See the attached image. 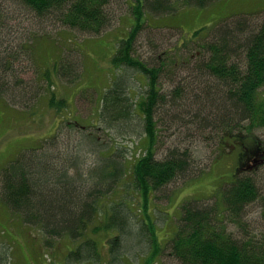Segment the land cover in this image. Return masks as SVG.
<instances>
[{
	"label": "trees",
	"instance_id": "obj_1",
	"mask_svg": "<svg viewBox=\"0 0 264 264\" xmlns=\"http://www.w3.org/2000/svg\"><path fill=\"white\" fill-rule=\"evenodd\" d=\"M112 1L0 0V101L10 105L21 102L27 107L34 99L39 103L47 98L56 115L67 111V98L51 90L54 82L50 71L44 72L40 81L49 87L27 82L21 78L24 68L28 69L22 63L26 58L35 63L37 42L50 41L60 54L52 73L73 86L81 77L76 58L71 59L79 53L75 50L76 38L97 39L114 26L117 15L109 9ZM131 1L128 20L133 24L127 27L126 38L115 45L111 59L113 82L101 96L98 124L91 126L100 128L101 123V129L108 131L109 139L115 143L113 152L99 155L83 176L82 151L78 149L85 147L95 152L101 143L87 127L70 117L60 123L58 133L81 132L75 141V155L56 156L57 164L53 165L51 148L20 154L0 170L4 202L27 228L44 235L47 247L57 250L56 239L74 242L66 257L71 262L87 259L94 263L100 243L95 237L103 233L106 237L117 234L108 240L112 257L143 251L147 239L150 250L144 264H154L164 251L178 264H264V192L252 176L239 175L238 171L241 161H247L240 158L238 148H243L247 156L264 151L254 132L264 128L260 91L264 87V12L234 14L211 28L200 29L194 32L193 40L181 41L172 50L164 51L156 57L162 61L152 65L137 48L149 25L148 16H169L187 8L205 9L222 0ZM51 28L59 30L57 36L50 32ZM62 33H68L70 38L61 40ZM191 45L203 50L194 60L191 58L196 69L190 72L199 74L201 81L187 89L179 83L164 91L162 74L174 72L180 53ZM136 74L145 78L146 90L133 97L131 81ZM202 87L211 92V98L205 100H210L209 108L214 110L206 111L207 107L198 103ZM47 89L50 94L42 95ZM79 92L72 91L76 97ZM179 111H184L187 118ZM166 121L187 130L195 128L192 131L218 141L223 155H230L225 151L232 146L239 157L230 160L233 178L217 203L194 200L183 204L178 229L164 250L153 228L157 218L149 212L151 198L159 199L158 193L174 181L186 182L204 173L195 167L188 150L173 147L164 158L157 157L164 130L160 125ZM118 136L123 141L142 136L144 142L138 143L131 158H127V144H117ZM59 140L58 135L50 139L52 149H57ZM128 175L133 176L135 189L143 198V215H136L140 224L137 227L132 225L135 219L126 209V201L103 200ZM252 205L260 208L258 222L249 219ZM122 237L123 242L127 237L131 239V246H123Z\"/></svg>",
	"mask_w": 264,
	"mask_h": 264
},
{
	"label": "rangeland",
	"instance_id": "obj_2",
	"mask_svg": "<svg viewBox=\"0 0 264 264\" xmlns=\"http://www.w3.org/2000/svg\"><path fill=\"white\" fill-rule=\"evenodd\" d=\"M131 3V0H113L111 2L109 9L117 15V18L114 26L104 35L97 39L76 38L74 45L76 46L75 50L79 53L71 56V59L76 58L75 62L79 65L81 77L73 86L61 82L52 73L53 66L60 61L59 50H56L54 44L50 41L41 40L37 42L35 63H32L29 58L23 61L22 66L28 69L24 68L25 73L21 74V78L27 82L37 84L42 80V74L50 71L54 82L51 90L56 92L58 96L67 98L69 108L67 111L65 110L56 115L55 111L49 108L47 98H42L39 103L34 99L29 102L30 105L27 107L21 102L10 105L0 101V170L7 163L18 158L20 154H28L33 150H48L51 148L52 158L50 163L53 165L57 164L54 159L56 156L65 158L67 154L70 156L74 154L77 150L75 141L82 136L81 132L66 130L63 134L58 133L60 123L70 117L77 120L83 127H87L89 133L95 134L94 139L101 143V147L99 150L95 149V152L85 147L78 149V151H82L80 157L83 166L80 171L83 176L84 173L86 174V170L93 166L99 155L109 156L113 152L115 143L109 139L108 131L101 129V123L98 125L100 128L91 126L98 124L101 96L105 93L104 91L111 87L113 82L111 59L115 52L116 43L119 39L126 38L127 27L132 23L128 20ZM262 11L264 12V0H222L205 9L187 8L169 16L153 17L150 15L148 16L149 25L143 31L137 44L139 55L145 61L151 62L152 65H158L162 59H156L157 56H161L166 50L177 47L181 41L193 40L194 32L206 27L211 28L221 20L234 14ZM50 32L57 36L59 30L51 28ZM67 34L62 33L61 40L67 41L70 38ZM200 52H203L200 47L191 45L188 50H183L180 53L179 66L174 68V72L168 71L161 76V85L164 91L173 89L175 85L178 87L177 84L179 83L187 89L195 85L196 81H201L200 78L202 77H198L199 74L190 73L191 70L196 69L195 62H191V58L194 60L195 55ZM163 56L166 59L167 55L163 54ZM151 57L153 59H150ZM40 84L49 87L47 82L42 81ZM131 84L133 97L146 90V80L139 74H136L135 80L133 79ZM72 91L75 93L80 91L81 94L76 97ZM260 91L261 98L264 99V87ZM45 94H50L49 89L43 91L42 95ZM210 95L211 92L205 87H202L201 93L199 92L200 101L198 103L206 106V111H209V109L214 110L213 107L209 108L210 100H205L208 97L211 98L212 95ZM191 110L193 111V109ZM184 111H186V108H184ZM184 111L179 112L182 113V117L187 118ZM164 118L167 119L166 116ZM168 120L170 119L168 118ZM167 121L160 125L161 128L164 127V130L161 132L162 141L159 145L157 157L164 158L173 147L175 149L178 147L182 151L188 150L192 154L195 167L204 173L200 175V172L195 178L186 182L183 180L174 181L158 193L159 199L151 198L149 212L153 218H157V226H153V228L164 250L170 240L174 238L178 229L183 204L194 200L203 201L204 204L217 203L216 199H221L223 190L233 178L230 169L232 163L228 160L229 158L231 161L238 158V152L232 151L231 146L226 148V152L230 151V155H223V151L221 152L217 147L218 141L207 139L199 135L200 133H197V131H192L195 128L187 130L179 126L178 123L169 125ZM179 127L181 128L179 129ZM254 132L264 146V128H256ZM56 135L61 138V141L59 140L60 145L55 150L52 149L50 139ZM141 137L136 136L133 139L123 141L118 136L116 142L117 144H127V158H131V153L136 149L137 144L144 142L141 141ZM240 174L252 176L264 192V165L253 168L252 171H242ZM85 182L88 187L92 186L88 181ZM93 182L95 181L93 180ZM104 199L106 202L126 201L128 203L126 209L131 211V216L135 219V223L132 225L134 227L140 226L136 215H143L140 212L142 208L140 203L143 198L135 189L132 175H128L124 181L119 182ZM259 212L258 205L249 207V219L257 221L260 218ZM228 231L230 232V226ZM106 236L103 233H98L95 237L100 243L98 258L92 260L95 261L94 263L87 259L71 262L66 257L75 243L69 241V238H65L68 241L56 239L54 244L58 246L57 250L55 247L53 249L47 247L42 233L35 228H27L21 217L8 209L2 196L0 183V264H144L150 250V242L147 239L144 240L145 248L143 247V251L120 256L113 255L114 257H112L108 243L112 236ZM124 240L125 242H123L122 237L123 246H131L133 243L128 237ZM156 261H154V264H178L176 260L168 255L167 251H164L161 258Z\"/></svg>",
	"mask_w": 264,
	"mask_h": 264
},
{
	"label": "flooded vegetation",
	"instance_id": "obj_3",
	"mask_svg": "<svg viewBox=\"0 0 264 264\" xmlns=\"http://www.w3.org/2000/svg\"><path fill=\"white\" fill-rule=\"evenodd\" d=\"M240 150V158L245 159L246 162L241 161L242 166L238 168L239 171L241 170H245V169H250L252 167V163L253 164H262L264 162V153L260 152V153H251L249 156L244 155V149L242 148H238ZM253 156V157H252ZM239 157V156H238ZM230 159V158H229ZM229 161V160H228Z\"/></svg>",
	"mask_w": 264,
	"mask_h": 264
}]
</instances>
